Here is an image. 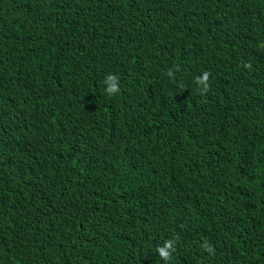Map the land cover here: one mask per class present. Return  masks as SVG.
I'll list each match as a JSON object with an SVG mask.
<instances>
[{
	"label": "trees",
	"instance_id": "1",
	"mask_svg": "<svg viewBox=\"0 0 264 264\" xmlns=\"http://www.w3.org/2000/svg\"><path fill=\"white\" fill-rule=\"evenodd\" d=\"M0 264H264V0H0Z\"/></svg>",
	"mask_w": 264,
	"mask_h": 264
},
{
	"label": "clouds",
	"instance_id": "2",
	"mask_svg": "<svg viewBox=\"0 0 264 264\" xmlns=\"http://www.w3.org/2000/svg\"><path fill=\"white\" fill-rule=\"evenodd\" d=\"M171 75V72H169ZM194 83L201 89H207L208 87V73L205 72L194 79ZM104 92L106 95L111 96L113 94H118L120 91L118 78L114 74H106L103 79ZM174 249L173 240H165L162 246L157 248L158 255L163 261L167 262L171 259V253ZM210 251V249H209Z\"/></svg>",
	"mask_w": 264,
	"mask_h": 264
}]
</instances>
